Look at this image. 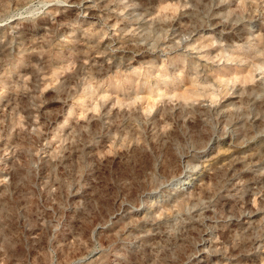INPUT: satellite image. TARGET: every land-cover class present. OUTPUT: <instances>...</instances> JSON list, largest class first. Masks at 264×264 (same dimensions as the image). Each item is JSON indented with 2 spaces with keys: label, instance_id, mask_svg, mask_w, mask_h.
Masks as SVG:
<instances>
[{
  "label": "rangeland",
  "instance_id": "374dc122",
  "mask_svg": "<svg viewBox=\"0 0 264 264\" xmlns=\"http://www.w3.org/2000/svg\"><path fill=\"white\" fill-rule=\"evenodd\" d=\"M201 263L264 264V0H0V264Z\"/></svg>",
  "mask_w": 264,
  "mask_h": 264
},
{
  "label": "bare ground",
  "instance_id": "6f19581e",
  "mask_svg": "<svg viewBox=\"0 0 264 264\" xmlns=\"http://www.w3.org/2000/svg\"><path fill=\"white\" fill-rule=\"evenodd\" d=\"M83 5H87V3H84L83 2ZM85 8L88 10V9H90L91 7L88 5V6H85ZM207 152L208 151H203V152H201V155L199 156L200 158H205V161H209V158H208V156H209V154L207 155ZM213 159V158H212ZM199 166V165H198ZM200 167V166H199ZM197 168V166H195V167H193L190 171H189V173H187L186 175H183V176H181V177H178V179H175V180H173L172 181V183H171V185L170 186H174V187H177L175 190H181V188H186V187H190L191 186V184L192 183H194V181H196L197 179H198V174H199V172L200 171H198V169H196ZM154 195V194H153ZM140 212V211H139ZM137 213V212H136ZM132 214V213H131ZM143 217H145V216H143ZM153 217V216H152ZM207 239V238H206ZM205 240V239H204ZM201 244V243H200ZM210 246V245H209ZM208 247V246H207ZM211 247H212V245H211ZM210 249V248H209ZM214 250V249H213ZM200 252H201V257H205L206 258V256H205V251H204V248H202L201 250H200ZM216 252V251H215ZM198 253V252H197ZM216 255V254H215ZM209 256V255H208ZM202 258V259H203ZM201 259L200 260V262H203V261H207L206 259ZM202 264V263H201Z\"/></svg>",
  "mask_w": 264,
  "mask_h": 264
}]
</instances>
